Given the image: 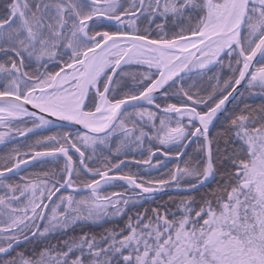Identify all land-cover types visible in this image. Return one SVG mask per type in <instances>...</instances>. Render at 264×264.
Listing matches in <instances>:
<instances>
[{
	"label": "snow or ice",
	"instance_id": "obj_1",
	"mask_svg": "<svg viewBox=\"0 0 264 264\" xmlns=\"http://www.w3.org/2000/svg\"><path fill=\"white\" fill-rule=\"evenodd\" d=\"M244 92L264 0H0V264H264Z\"/></svg>",
	"mask_w": 264,
	"mask_h": 264
},
{
	"label": "trees",
	"instance_id": "obj_2",
	"mask_svg": "<svg viewBox=\"0 0 264 264\" xmlns=\"http://www.w3.org/2000/svg\"><path fill=\"white\" fill-rule=\"evenodd\" d=\"M152 35L155 37L157 35V32L154 30ZM221 75H222V77L227 78V76L229 75V73L227 72V69H225ZM204 87H207V84H205ZM171 102H175V100H173ZM245 104L251 105L253 107L259 106L261 104H264V98H259L257 96H250V95H248L247 92H244V95L240 96L236 100V102L232 105V107L230 109L231 110H235L236 108H241L242 109L245 106ZM65 130H67V129H53L52 131H47L46 134H54L57 131H65ZM220 130L221 129L219 127L216 129V131H220ZM216 131H213L212 135H215ZM11 146H16V143L11 144ZM8 150L9 149H6L4 147L1 148L0 149V156H3ZM132 157L139 158V154L138 153H132V154H130L129 159H131ZM165 162L169 165V167L172 166V162L170 160H166ZM137 168H138V166L129 163L128 168H125L124 170L125 171L131 170V171L135 172V171H137ZM38 170H39L38 168L30 169V171H38ZM153 174L154 175H159L160 173L157 170H153ZM117 190H121V189L118 188ZM159 197H160V200L157 201L158 203H164L165 201H168L170 198L171 199H177L178 198L177 194H165V195H159ZM151 204H152V201H145L144 202V207H148ZM85 230H90V231H93V232L100 231V229L97 228L96 226H91V227H87L86 226ZM76 231L78 233L81 230L77 229Z\"/></svg>",
	"mask_w": 264,
	"mask_h": 264
},
{
	"label": "water",
	"instance_id": "obj_3",
	"mask_svg": "<svg viewBox=\"0 0 264 264\" xmlns=\"http://www.w3.org/2000/svg\"><path fill=\"white\" fill-rule=\"evenodd\" d=\"M244 90V85H243V83L241 84V86L239 87V88H237V93H239V92H242ZM233 96H236V93H233ZM238 99V98H237ZM236 99V100H237ZM235 100V101H236ZM235 101H233L232 100V98L230 97L229 98V102H228V104L226 105V108H229L230 109V107L235 103ZM215 123V122H214ZM76 127H79V126H76ZM63 129V128H62ZM46 132H47V130H45ZM31 135V134H30ZM21 139H27V138H21ZM12 143H16V142H12ZM11 143V144H12ZM155 159V157L153 158V160ZM165 194H177L176 192H174V191H172V192H169V193H159V194H157V195H165Z\"/></svg>",
	"mask_w": 264,
	"mask_h": 264
},
{
	"label": "rangeland",
	"instance_id": "obj_4",
	"mask_svg": "<svg viewBox=\"0 0 264 264\" xmlns=\"http://www.w3.org/2000/svg\"><path fill=\"white\" fill-rule=\"evenodd\" d=\"M257 97H259V98H264V97H260V96H257ZM238 98H239V97H238ZM235 102H236V101H235ZM231 107H232V106H231ZM231 107H230V108H231ZM0 148H1V147H0Z\"/></svg>",
	"mask_w": 264,
	"mask_h": 264
}]
</instances>
